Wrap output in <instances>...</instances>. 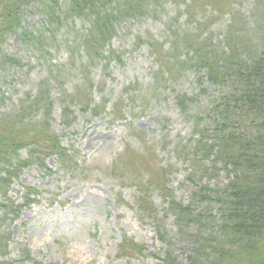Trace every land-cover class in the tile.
I'll return each mask as SVG.
<instances>
[{
	"label": "rangeland",
	"instance_id": "1",
	"mask_svg": "<svg viewBox=\"0 0 264 264\" xmlns=\"http://www.w3.org/2000/svg\"><path fill=\"white\" fill-rule=\"evenodd\" d=\"M58 5L55 16L25 9L0 43V120L22 114L73 162L25 150L27 166L5 168L0 261L188 264L202 245L216 261L233 174L201 146L213 145L232 85L211 84L201 65L216 59L230 78V63L264 51V0L149 1L116 23L101 57L86 47L92 19ZM172 199L190 215L178 220ZM125 241L142 251L120 255Z\"/></svg>",
	"mask_w": 264,
	"mask_h": 264
},
{
	"label": "trees",
	"instance_id": "2",
	"mask_svg": "<svg viewBox=\"0 0 264 264\" xmlns=\"http://www.w3.org/2000/svg\"><path fill=\"white\" fill-rule=\"evenodd\" d=\"M149 1L159 2L69 0L70 15L79 18L87 15L92 19L86 47L90 53L101 57L115 35L116 23L123 18L141 16ZM58 3L59 0H0V43L5 36L16 34L25 9L38 5L48 15L55 16V9H60ZM2 58L7 60L4 55ZM216 62V59L205 61L201 66L208 70V80L213 85H223L227 79L231 80L232 93L219 105L223 111L221 118L215 121L213 145L201 148L210 154L216 153L215 160L231 171L233 178L224 190L226 212L219 225L222 237L216 239L219 245L216 261H204L206 247L202 245L188 257V264H264V51L249 62L230 63L229 69L236 68L230 78L219 70ZM25 150L32 156L59 157L67 164L73 162L54 133L28 123L22 114L4 118L0 120V189L9 181L3 179L6 167L11 168L13 162H17L19 168L29 164V156L25 158L22 154ZM201 197H205L201 199L203 201L207 199L205 195ZM143 202L141 204H148L147 200ZM170 206L178 220L191 213L190 206L174 199L170 200ZM6 242L8 238L0 235V248H7ZM127 248L135 253L142 251L133 241H125L119 254H128ZM166 262L178 264L171 257ZM0 264L14 263L0 261Z\"/></svg>",
	"mask_w": 264,
	"mask_h": 264
}]
</instances>
